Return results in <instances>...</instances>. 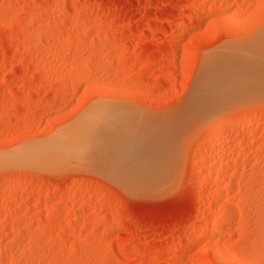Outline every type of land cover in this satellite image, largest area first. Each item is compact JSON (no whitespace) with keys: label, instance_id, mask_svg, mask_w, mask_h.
Wrapping results in <instances>:
<instances>
[{"label":"rangeland","instance_id":"rangeland-1","mask_svg":"<svg viewBox=\"0 0 264 264\" xmlns=\"http://www.w3.org/2000/svg\"><path fill=\"white\" fill-rule=\"evenodd\" d=\"M263 36L264 0H0V264H264V93L207 110L247 127L194 96L209 59L259 74Z\"/></svg>","mask_w":264,"mask_h":264},{"label":"bare ground","instance_id":"bare-ground-1","mask_svg":"<svg viewBox=\"0 0 264 264\" xmlns=\"http://www.w3.org/2000/svg\"><path fill=\"white\" fill-rule=\"evenodd\" d=\"M256 44L255 45H253V46H255V48H256V50L255 49H253L252 51H254L255 50V53L257 54L256 56H261V58H263L264 59V36L260 39V41H258V42H255ZM252 45H250V48H251V46ZM254 48V47H253ZM252 49V48H251ZM251 51V50H250ZM252 53V52H251ZM250 53V54H251ZM254 54V53H253ZM255 55V54H254ZM249 57H252V56H249ZM254 58V57H253ZM250 59V58H249ZM260 59V58H259ZM212 60H214V59H209L208 61V64H207V66H206V69H205V71H204V73L202 74V72H201V76H200V78H199V80L197 81L198 82V84L196 85L197 86V88H198V90L197 91H194L195 93L197 92V94L195 95L194 94V96L195 97H198V101L197 102H199L200 103V106H201V109L202 110H204L203 112H204V114H205V112H206V118L208 117L209 119H207V120H210L211 122H215V123H217V124H219V125H233L234 127L236 126V127H247V125H249L250 124V121H246L245 119H243V120H238V121H232V120H230V119H227V118H225V117H223V118H221L220 116H218V115H216V114H214L215 112L213 111L212 112V110H211V112H208L207 113V110L209 111L212 107L214 108V109H216V108H218L219 106H221V104H224L225 102H228V103H226V105L227 104H229V101H234V100H236V99H238V98H240V97H244V96H251V95H253V94H256V95H258V94H262V93H264V63H262V65L261 64H258V66H256V64L254 65L255 67H253V69L254 70H258L259 71V74H256L255 76H253V78L251 77V76H247L248 75V73L247 72H244L243 71V73H246L247 75H244L243 74V76H237L236 74H233V70L232 69H229L228 71H226L225 72V70H224V64L225 63H223V62H218V63H215V61L216 60H214V62H212ZM211 61V62H210ZM217 62V61H216ZM260 65V66H259ZM243 67V66H242ZM241 67V68H242ZM244 69V68H243ZM236 70V69H235ZM247 71V70H246ZM235 72V71H234ZM252 72H253V70H252ZM252 72H250V73H252ZM262 74H261V73ZM236 73V72H235ZM240 73V72H239ZM254 73V72H253ZM256 73H258V72H256ZM236 75V76H235ZM242 75V74H241ZM253 75V74H252ZM11 77V76H10ZM250 84H253L252 86V89L254 88V90H252L251 92H250V90L249 91H247V89L249 88H251L250 86ZM196 88V87H195ZM247 88V89H246ZM208 90V91H207ZM246 90V91H245ZM205 91V94L203 93ZM199 92V93H198ZM198 94H199V96H198ZM254 96V95H253ZM231 103V102H230ZM226 105H222V106H226ZM214 106H216V108L214 107ZM228 106V105H227ZM199 108V107H198ZM109 109H113V108H109ZM220 109H223V108H219V110ZM218 110V109H217ZM218 110V111H219ZM223 112V111H222ZM217 113V112H216ZM112 113H109L108 114V118L109 119H112V121L114 120V121H116L115 119L116 118H120V117H117L116 115H111ZM204 114H202V115H204ZM218 114H219V112H218ZM222 116V115H221ZM205 118V119H206ZM109 121V120H108ZM117 121H119V120H117ZM120 121H123V122H127L128 121V119L125 117L124 119H122V120H120ZM128 123V122H127ZM119 124H120V122H119ZM251 124L253 125V123H252V121H251ZM111 125V124H110ZM123 126V125H122ZM233 127V128H234ZM82 133V132H81ZM80 133V134H81ZM84 133V132H83ZM117 133H119V132H117ZM125 133V132H124ZM78 135V134H77ZM82 135H86V134H82ZM91 136H92V134H90ZM221 135H222V133H221ZM75 136V135H74ZM87 136H88V134H87ZM130 136V135H129ZM83 137V136H82ZM219 137V136H218ZM79 138V137H78ZM90 139L91 138H94V136H92V137H89ZM99 138H100V140L102 141V146H101V148L103 147L104 148V152H103V154L105 155V153H107L108 155H109V162H111V166H113V163H115V166L118 168V167H122V168H125V167H130V169L133 167L136 171L134 172V173H137V175H138V172H140V171H138L137 172V168H140V167H142V169H143V172L145 173H150L149 171L147 172V171H144V168H146L147 166H145V165H148L150 162H151V160H152V158H155V156L153 157V155H155L156 153H154V152H152L153 153V155L151 154V158L149 159V157H150V155L148 154V152H145V154H147L148 156L146 157V158H144L143 156H142V153L141 152H139L140 151V149L138 148V147H136V146H134V145H136V144H138L137 142H139V140H138V138L137 139H135V137H134V139L135 140H133V139H119V141H118V139H111V140H113V143L112 144H115V142H118V143H116V145L115 146H117L118 148H113L114 147V145H113V147L109 144V142H110V140L108 141V139H103V137H100L99 136ZM85 139H86V137H85ZM89 139V140H90ZM110 139V138H109ZM72 140H74V139H72ZM81 140H82V138H81ZM93 142H91L90 141V143L89 144H91V143H96V144H92L93 145V147L94 146H96L97 144H98V142H96V140H98V138L96 139H91ZM114 140H116L115 142H114ZM138 140V141H137ZM213 140V139H212ZM88 141V140H87ZM95 141V142H94ZM62 142V141H61ZM84 142V141H83ZM89 142V141H88ZM119 142H120V144H119ZM63 143V142H62ZM85 143V142H84ZM87 143V142H86ZM111 143V142H110ZM57 144V143H56ZM73 144V143H72ZM71 144V145H72ZM80 144V143H79ZM79 144H77V147H76V149L79 147ZM88 144V145H89ZM100 144V145H101ZM49 145V144H48ZM48 145H46L47 146V148H48ZM52 145V144H51ZM65 145H68V144H65ZM64 145V146H65ZM70 145V146H71ZM85 145H87V144H85ZM30 146H32V145H30ZM40 146H42V144L41 145H39L38 144V146L37 145H35V146H32V147H27V149L25 148V149H23V151L22 152H20L21 154V157H23V159L20 161L19 159V161L20 162H32V161H34V159L39 155L40 156V154H41V157L38 159L39 160V162H41L42 160L44 161V158H46L48 155V153H50V152H48V151H50L51 149H52V153L54 152V148L55 149H57L55 146H54V148H53V146L51 147H49V148H51L50 150H49V148L48 149H46V147L44 146H42V147H40ZM62 146V145H61ZM70 146H68V149H67V151H70V148L71 149H73L74 148V146L73 147H70ZM80 146H82V142H81V145ZM60 147V146H59ZM58 147V148H59ZM67 147V146H66ZM98 147H100V146H98ZM43 148L45 149V150H47V151H44L43 150ZM61 148V147H60ZM102 148V149H103ZM162 148V147H161ZM63 149H66V148H63ZM79 149V148H78ZM58 150V149H57ZM74 150H75V148H74ZM145 151V150H144ZM143 150H142V152H144ZM46 154H44V153ZM101 153H102V151H101ZM38 154V155H37ZM161 154V153H160ZM36 155V156H35ZM141 155V156H140ZM19 156V155H18ZM103 156V155H102ZM106 156V155H105ZM140 156V157H139ZM157 156V155H156ZM163 156V155H162ZM161 156V157H162ZM43 157V159L42 160H40L41 158ZM143 157V158H142ZM159 157L160 156H158V158L156 157V159H159ZM15 158H17V156H15L14 155V157H13V159H15ZM27 159L26 161L24 160V159ZM34 158V159H33ZM107 158V157H106ZM33 159V160H32ZM37 159H35V162H33V163H36L38 160ZM143 159V160H142ZM146 159H149V160H147V161H145ZM30 160H32V161H30ZM52 160V159H51ZM117 161V162H116ZM142 161H145L146 163H148V164H143L142 163ZM148 161H150V162H148ZM113 162V163H112ZM117 163V164H116ZM141 163H142V165L144 166H142L141 165ZM221 163V162H220ZM152 164V163H151ZM216 164V163H215ZM119 165V166H118ZM120 165H122V166H120ZM139 165H140V167H139ZM149 166V165H148ZM216 166V165H215ZM116 168V170H119L120 172H123L124 173V175L126 176V178L128 177L127 176V173H130V172H132V171H128V168H126L125 170L124 169H122V168H118L117 169ZM151 168H152V166H151ZM225 168V167H224ZM122 169V170H121ZM147 169V168H146ZM145 169V170H146ZM124 170V171H123ZM133 170V169H132ZM139 170H141V169H139ZM149 170H150V168H149ZM219 170H220V167H219ZM221 170H222V168H221ZM127 173H126V172ZM132 172V173H133ZM142 172V170H141V173H143ZM216 172V171H215ZM220 172V171H219ZM126 173V174H125ZM218 173V172H217ZM153 174H155V173H153ZM159 174V173H158ZM134 174H132L131 175V177L129 176L128 177V179H131V180H133V178H135V177H138V176H136V174H135V176H133ZM142 175V174H141ZM145 175V174H144ZM218 175V174H217ZM156 176H158V175H156ZM211 176H212V174H211ZM141 177V176H140ZM145 177V176H144ZM153 175H151V178L153 179ZM207 177V176H206ZM147 178H150V177H147ZM155 178H157V177H155ZM208 178V177H207ZM211 178V177H210ZM136 180H137V178H135ZM142 180H143V177L141 178ZM206 179V178H205ZM145 182V181H144ZM217 190H216V192L218 193H216V195L218 196L219 194H221V192L223 191L222 190V188L220 189V188H216ZM136 190V189H135ZM230 208V207H229ZM234 209L231 207L229 210H227L222 216H220V217H216L215 219H214V223L215 224H219V223H222V222H224L226 219H228L229 217H231V216H233V214H234ZM49 213H50V211H49ZM236 213V212H235ZM187 248V247H186ZM221 255V254H220ZM225 256V255H224ZM228 256V255H227Z\"/></svg>","mask_w":264,"mask_h":264}]
</instances>
